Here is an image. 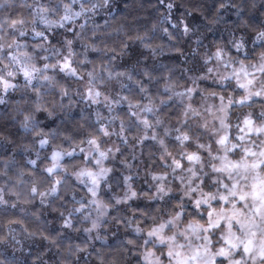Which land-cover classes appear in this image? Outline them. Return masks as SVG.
I'll return each instance as SVG.
<instances>
[{
	"label": "clouds",
	"instance_id": "9594fccd",
	"mask_svg": "<svg viewBox=\"0 0 264 264\" xmlns=\"http://www.w3.org/2000/svg\"><path fill=\"white\" fill-rule=\"evenodd\" d=\"M0 264H264V0H0Z\"/></svg>",
	"mask_w": 264,
	"mask_h": 264
}]
</instances>
